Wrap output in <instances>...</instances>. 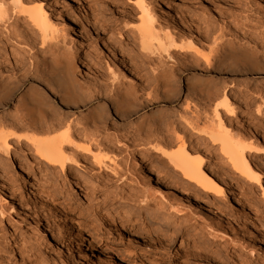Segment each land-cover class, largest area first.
Segmentation results:
<instances>
[{
    "label": "rangeland",
    "instance_id": "obj_1",
    "mask_svg": "<svg viewBox=\"0 0 264 264\" xmlns=\"http://www.w3.org/2000/svg\"><path fill=\"white\" fill-rule=\"evenodd\" d=\"M4 1H6L5 7L7 5L9 7L7 24L14 23L17 29L22 31L25 41L22 44L19 43L21 45L18 47L15 44L17 42L14 41L15 43L1 50L4 51L2 58L8 61L5 66H2L3 75H15L20 78L21 85L11 94L9 104L2 105L0 102V117L13 114V107L20 99L23 90L36 84L34 81H37L39 74L35 76L33 68L43 57L47 45L53 42L46 38L45 43L41 44L39 32L30 26L23 16L16 14L18 9L12 8L11 0ZM134 1L45 0V3L52 8L48 9L47 17L57 28L60 29L65 25L64 20L57 13L66 10L75 19L83 48L80 58L84 61V65L77 69L75 75L80 80L98 81L102 84L101 90L105 92L103 97L95 95L90 104L70 110L69 115L73 119H79L87 115L90 107L100 106L110 123L114 125V128L113 125H106L105 133L113 134L117 126L118 132L126 134L132 131L143 117L147 118L152 110H160L161 115L170 114L175 118L188 115L195 110L207 112L205 102H199L188 95L186 90V81L193 77H204L206 80L196 82V85H209L211 89L225 87L234 109V115L229 117L232 128L239 132L240 136L242 135L246 144L264 148V98L258 95L259 91L264 94V0H167V3L162 0H144L152 16L153 30L156 29L154 31L158 33L164 31L159 32V25L164 26L163 29L166 27L168 30L183 32L184 28L188 29L187 27L193 24L191 26L200 25L198 27L202 26L203 30H208V38L201 42L207 43L206 45L212 43L210 42L212 32L218 34L220 30L226 34V38L223 39L233 38L236 34V37L240 39L246 32L244 37L253 38L251 40L257 43L254 46L257 52L255 58L239 57L234 66L228 70L223 67L213 70L204 64L189 65L181 56H174L176 64L169 73L172 75L173 85L175 84L177 91L168 101L159 99L152 102L145 100V87L153 78L155 69L169 71L172 61L166 58L159 60L155 54H147L139 50L137 42L133 40L136 34L130 35V31L132 29L134 31L142 20L141 10L133 6ZM234 10L236 14L230 15V12ZM239 10H242V13H239ZM15 14L19 17L16 22L13 19ZM169 14H174L175 21L169 18ZM244 16L249 18L250 22L246 23L249 27L236 24V21H242L241 17ZM256 17L260 20L257 21ZM194 19L199 22L197 23ZM0 24L2 30L0 31L4 32L7 24L3 23L6 24L5 26ZM4 39L0 37V47L5 45ZM101 40L106 41L124 57L132 68L134 76L117 67L103 49ZM63 42L66 54L69 49L74 50L68 36L62 39V42L59 40L60 44ZM76 61L78 62V59ZM14 63L20 70H14ZM116 80L121 81L122 85L119 88L122 90H128L133 84L136 89L134 98L142 102L137 109L130 103H125L121 114H117V117L107 101V98H111V90L116 88L114 85ZM50 101L58 107L56 101ZM257 110H259L258 113ZM59 111H63L62 108H59ZM241 115L243 118H240ZM214 148L211 152L216 156L219 155ZM28 155L31 156L32 151H29ZM107 156L110 159L107 162L108 157L105 158L104 163L109 166L108 169L105 167L98 169L94 165H88L89 162L83 158H77V160L85 167L87 165L91 174L95 175H93L94 180L96 174H100L96 181L91 179L95 185L101 182L106 185L107 193L121 194L131 202L141 200L151 213L146 214L141 211L136 216L139 222L124 224L125 234L116 239L108 237L95 242L88 238L87 243L90 241L92 243L89 245L92 248L90 258L95 264H236L239 262L264 264V245L258 240L259 237L264 238V172L259 183L250 185V198L245 203L238 185L231 182L227 189L229 188L238 196L243 206H234L232 199L227 196V203L220 206L223 213H219L211 202L207 204L199 202V204L191 194H186L188 193L186 189L178 187L177 191L182 193V196H179L175 190L167 192L164 187L155 185L154 180H149L146 184L150 196L145 198L135 190L141 185L132 182L124 183L110 177L111 174H115L111 170L115 166L117 170L115 171L118 172L116 174H134L136 179L132 180L142 179L144 167L142 162L136 159L138 154H135L133 158L128 157L125 152L119 155L107 154ZM6 161L8 162L7 158H5ZM258 163L264 165V158ZM131 165H134V169ZM212 168L215 172L220 170L217 166ZM57 171L59 174L51 171L44 175L25 171V174H22L25 179L22 180L21 174L8 170L6 175L0 178V204L4 202L5 188L14 192L11 200L8 203L4 202L3 209L0 208V264H76L77 256L66 255L62 235L54 231L55 225L62 223L69 216L73 223L77 224L80 212L82 216L100 221L101 217L94 216L99 213L96 211L97 206L102 212H112L113 202L97 192L91 196L89 190L87 194L65 188L61 190L67 192L68 196L65 197L63 192L60 193L59 181H67L68 171L65 170L64 174L59 168ZM59 176L60 179H58ZM44 179L49 181L44 182ZM34 181H39L42 187V191L40 190L42 197L39 200L29 194ZM47 191H51V196H46ZM20 196L23 197L21 202L23 208H20L17 202ZM95 197H98L101 203H95L93 201ZM63 199H66L65 204ZM103 200L104 203H102ZM49 208H54L55 212H50ZM163 208H173L174 211L164 212ZM203 221L210 223L212 228L204 230L215 235L214 238L204 235L199 228L198 224L202 225ZM192 233H196V236L204 240L190 238ZM206 240L209 242L205 243ZM76 251L77 249L74 248V252ZM79 264L89 263L87 259H84L80 260Z\"/></svg>",
    "mask_w": 264,
    "mask_h": 264
},
{
    "label": "bare ground",
    "instance_id": "obj_2",
    "mask_svg": "<svg viewBox=\"0 0 264 264\" xmlns=\"http://www.w3.org/2000/svg\"><path fill=\"white\" fill-rule=\"evenodd\" d=\"M10 2L13 4L12 8L18 9L16 14L23 16L25 21L27 20L30 26L39 32L42 39L41 44L45 43L46 38L53 42L47 45L43 57L33 68L35 76L39 74L37 81H34L36 84L23 90L20 99L13 107V114L0 117V178L2 175H6L8 170L21 174L20 178L24 180L22 174H25V171L40 175L51 171L59 174L57 171L59 168L60 171H63L62 174L65 170L68 171L67 181H59L60 193L63 192L65 197L68 196L67 192L61 191L65 188L83 193H87L89 190L91 196L97 192L113 202L112 212H102L98 206L96 207V211L99 213L94 216L101 217L100 221L82 216L80 212L77 224H74L69 216L62 223L55 225V229L53 228L54 231L62 235L66 255L75 254L77 256L76 264L84 259H87L89 264H95L90 258L92 248L89 245L92 243L91 241L87 243L88 238L95 242L108 237L116 239L125 234L124 224L139 222L136 216L141 211L146 214L151 213L143 201L131 202L121 194L107 193L106 185L101 182H97L95 185L91 181L94 174H91L87 165L85 167L83 163H79L77 158L87 160L88 165H94L98 169L103 167L108 169L109 166L104 163L105 158L108 157L107 154L117 153L119 155L125 152L131 158L138 154L136 159H139L144 167L142 179L132 180L135 178L134 174H116L118 172H116L115 166L111 168L115 174H111L110 177L124 183L132 182L141 185L135 190L145 198L150 196L146 184L149 183V180H154L155 185L164 187L167 192L175 190L179 196H182V193L178 192L177 188L186 189L188 191L186 194H191L198 203L211 202L219 213H223L220 206L227 203V196L232 199L234 206H243V202L239 200L238 196L229 188L227 189L231 182H235L244 196V203L248 201L250 185L259 183L264 172V165L258 163L260 159L264 158V148L259 145L246 144L242 135L240 136L239 132L232 128L229 117L234 115V109L225 87L211 89L209 85L198 86L196 82H203L206 78L193 77L186 81L188 95L199 102H205L209 113L205 110L203 112L195 110L188 115L175 118L170 114L161 115L160 110H152L148 113L147 118L143 117L132 128V131L126 134L120 133L116 126V131L113 134H107L105 126L113 125V123H110L102 107H90L87 115L79 119H73L69 115L70 110L90 104L95 95L105 96V92L101 90V83L80 80L75 75L77 69L84 65V61L80 58L83 48L73 15L66 10L57 13L65 22L64 27L59 29L47 17L48 9L52 8L51 5L45 3V0H11ZM162 2L167 3V0H162ZM5 3L6 1L0 0V23L2 25H4L3 23L7 24L6 20H9V17L6 19L9 7L7 5L6 8ZM133 6L141 10L142 16L140 25L134 31H132L133 29L130 31L132 36L136 34L133 36V40L137 42L139 50L147 54H155L159 60L166 58L172 61L169 71L163 69L153 71L155 74L145 87V100L148 102L159 99L168 101L177 91L175 84L173 85L172 75L169 73L176 64L174 56H181L183 61L189 65L204 64L209 69L216 70L223 67L228 70L234 66L237 58L242 56L255 58L257 55L254 49L257 43L251 40L253 38H245L246 32L240 39L236 37L237 34L233 38L223 39L226 38V34L222 30L218 34L212 32L210 41L212 43L211 45L209 42V45L204 43L205 46L201 42L206 41L209 32L206 29V31L203 30L202 26L193 27L191 26L193 24L190 23L188 29L184 28L185 31L176 32L174 29L168 30L166 27L163 29L164 26L159 25V32L160 30L166 31L158 33V31H154L156 29L153 30L152 16L145 1L135 0ZM241 11L239 13H242ZM16 14L14 18L12 17L15 22L19 19ZM174 14L168 16L175 21ZM233 14H236V10L230 12V15ZM241 18L242 21H236V24L249 27V24H246L250 22L248 16ZM256 19L260 20L259 17ZM196 22L195 24L199 21ZM4 30V32L0 31V37L5 38L3 41L5 45L0 47V102L2 105L9 104L8 100L11 94L18 90L21 80L15 75H3L2 66H5L8 61L2 58L4 51L1 50L14 41L17 42H14L17 47L25 41L22 31L18 30L14 23L7 24ZM67 36L70 38L74 50L70 51L69 49L66 54L65 43L60 44L59 40L62 42V39ZM8 39L12 41H7ZM100 42L117 67L134 76L132 68L124 57L106 41L101 40ZM13 67L14 70L19 69L16 63L13 64ZM259 69L261 70V68ZM114 85L116 88L111 90V98H107V101H109L115 116L121 114L123 105L127 102L136 109L141 106L142 102L134 98L136 89L133 84L128 90L119 88L122 85L119 80H116ZM258 95L260 98H264L262 91H259ZM50 100L56 101L58 107ZM59 108H62L63 111H59ZM240 118L243 116L241 115ZM213 148L219 155L216 156L211 152ZM29 151H32L31 156L28 155ZM252 154L254 156H251ZM5 158L8 159V162H5ZM108 159L110 158L106 159L107 162ZM212 166H217L220 170L215 172ZM131 168L134 169V165H131ZM99 175L96 174V178L93 180L96 181ZM48 181V179H44V182ZM57 188L56 186V190ZM30 189V195L38 200L41 199L42 187L39 181H34ZM4 190L5 198L3 200L8 203L14 192L8 188ZM51 191H47L46 196H51ZM65 200L63 199V204H65ZM93 201L99 203L100 199L95 197ZM17 202L20 208H23L21 203L23 197L20 196ZM104 202L103 200L102 203ZM3 204H0L1 209H3ZM159 204L161 205V202ZM48 210L52 213L55 212L54 208ZM162 210L164 212L174 211L173 208H163ZM142 222L144 223V219ZM198 226L204 235L210 238L215 237L204 230L212 228L207 221H203L202 225L198 224ZM190 238H195L198 241L204 240L196 236V233H192ZM258 240L264 245L263 237H259ZM208 242V240L205 241V243ZM74 248L77 249L76 252H74Z\"/></svg>",
    "mask_w": 264,
    "mask_h": 264
}]
</instances>
